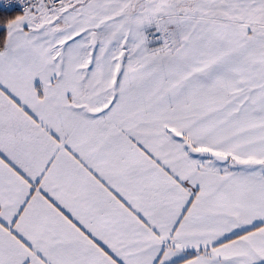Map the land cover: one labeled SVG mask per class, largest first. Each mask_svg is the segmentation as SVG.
I'll return each mask as SVG.
<instances>
[{
  "label": "snow or ice",
  "instance_id": "1",
  "mask_svg": "<svg viewBox=\"0 0 264 264\" xmlns=\"http://www.w3.org/2000/svg\"><path fill=\"white\" fill-rule=\"evenodd\" d=\"M0 264H264V0H5Z\"/></svg>",
  "mask_w": 264,
  "mask_h": 264
},
{
  "label": "built area",
  "instance_id": "2",
  "mask_svg": "<svg viewBox=\"0 0 264 264\" xmlns=\"http://www.w3.org/2000/svg\"><path fill=\"white\" fill-rule=\"evenodd\" d=\"M0 10L4 12H17V9L10 8L5 4V0H0Z\"/></svg>",
  "mask_w": 264,
  "mask_h": 264
},
{
  "label": "trees",
  "instance_id": "3",
  "mask_svg": "<svg viewBox=\"0 0 264 264\" xmlns=\"http://www.w3.org/2000/svg\"><path fill=\"white\" fill-rule=\"evenodd\" d=\"M7 13H12V14H16L15 12H4L0 10V14H7Z\"/></svg>",
  "mask_w": 264,
  "mask_h": 264
}]
</instances>
